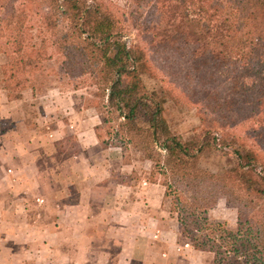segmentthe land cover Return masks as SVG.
<instances>
[{"label":"trees","instance_id":"obj_1","mask_svg":"<svg viewBox=\"0 0 264 264\" xmlns=\"http://www.w3.org/2000/svg\"><path fill=\"white\" fill-rule=\"evenodd\" d=\"M0 55L9 100L45 93L55 56L75 90L91 89L101 147L149 163L182 246L212 264H264V0H0ZM169 100L195 106L192 137L171 128ZM210 154L231 165L204 168ZM213 195L235 208V228L210 218Z\"/></svg>","mask_w":264,"mask_h":264},{"label":"crops","instance_id":"obj_2","mask_svg":"<svg viewBox=\"0 0 264 264\" xmlns=\"http://www.w3.org/2000/svg\"><path fill=\"white\" fill-rule=\"evenodd\" d=\"M24 99L0 102V264H212L181 247L161 185L114 182L126 168L118 149L105 159L97 115L54 125Z\"/></svg>","mask_w":264,"mask_h":264},{"label":"rangeland","instance_id":"obj_3","mask_svg":"<svg viewBox=\"0 0 264 264\" xmlns=\"http://www.w3.org/2000/svg\"><path fill=\"white\" fill-rule=\"evenodd\" d=\"M116 4L121 7H128V0H113ZM36 12V11H34ZM39 14L36 12L32 14L29 19V24L31 26V33L37 34L39 20ZM7 61V59L0 55V64H3ZM47 68L54 69L56 74H53L49 77V89L40 95H36L32 97L31 93H25L24 97V110L28 116L33 115L34 113H42L45 117H50L52 121L50 123H54L56 125L59 121L60 123L63 121V116L70 117L73 116V120L79 123V118L81 115L89 118L90 115H94L93 109H86V98H91V89L82 87L80 89L75 90L74 84L70 83L68 79L64 76L60 68V59L58 57H54L51 61L47 63ZM2 72L0 69V102L6 99V86L7 83L3 81ZM145 81L147 85L151 89H156L161 91L162 83L159 79L145 77ZM193 93L197 91V89H191ZM54 102V103H51ZM4 102V101H3ZM22 103V104H23ZM1 104V103H0ZM67 107V108H66ZM66 112L70 113L68 115ZM62 113V114H61ZM63 115V116H62ZM166 116L170 123L171 128L180 134H182L185 138L192 137L198 127L200 125V120L196 113V108L194 105H188V103L176 104L173 101L169 100L166 104ZM66 119H64L65 121ZM68 122V121H67ZM63 123V122H62ZM67 124H64L65 126ZM85 126L89 127V124ZM71 127H68V129ZM84 128V127H83ZM67 129V130H68ZM67 145V143H66ZM69 146L75 149V142L70 141ZM73 152L71 148L67 150V156ZM115 151L113 149H108L104 153L106 154V160L111 159L114 156ZM117 152V151H116ZM99 158L100 162H104L105 155H101ZM125 171L123 173H115L112 174L115 177L113 178L114 182L120 183H130L131 188L137 187L144 179L147 178L146 172L149 170V163L140 161L137 157H133L127 161H123ZM201 165L204 168H207L213 172L222 170L223 168L231 165V160L228 157H224L220 154H210L206 155L201 159ZM112 183L104 185L101 188L104 190H100V194L102 192H106L109 188H112ZM116 185V183H115ZM117 188V185L115 189ZM121 192H126L127 189L124 186L120 187ZM210 201V218L217 220L218 222L226 223L230 228H235L236 226V218L237 213L235 208L226 200L225 197L221 195H213L209 199ZM179 241V237H178ZM184 247V246H181ZM187 248V247H184Z\"/></svg>","mask_w":264,"mask_h":264}]
</instances>
